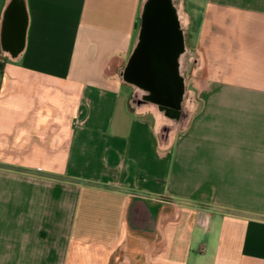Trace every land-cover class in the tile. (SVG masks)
<instances>
[{
    "label": "crops",
    "instance_id": "crops-1",
    "mask_svg": "<svg viewBox=\"0 0 264 264\" xmlns=\"http://www.w3.org/2000/svg\"><path fill=\"white\" fill-rule=\"evenodd\" d=\"M146 1L0 0V264H264V0L179 1L167 140L121 78Z\"/></svg>",
    "mask_w": 264,
    "mask_h": 264
},
{
    "label": "water",
    "instance_id": "water-1",
    "mask_svg": "<svg viewBox=\"0 0 264 264\" xmlns=\"http://www.w3.org/2000/svg\"><path fill=\"white\" fill-rule=\"evenodd\" d=\"M180 0H147L143 6V17L140 36L128 66L122 70L121 78L125 84L141 85L143 94L153 91L163 94L166 98H155L137 102L134 97L131 104L134 108H155L161 117L162 137L167 140L179 127L186 125L190 110H183L179 100L169 99L175 94L174 88L177 78L175 69L158 64L153 72L149 70L146 50L157 48L167 50L174 48L176 41L183 39V31L187 29V18L179 4ZM160 55L163 53H159ZM170 60L172 55L166 53ZM177 70V69H176Z\"/></svg>",
    "mask_w": 264,
    "mask_h": 264
},
{
    "label": "flooded vegetation",
    "instance_id": "flooded-vegetation-1",
    "mask_svg": "<svg viewBox=\"0 0 264 264\" xmlns=\"http://www.w3.org/2000/svg\"><path fill=\"white\" fill-rule=\"evenodd\" d=\"M186 37L187 31L184 29L183 31V39L181 37V41L178 40L175 43L174 48H170L167 50H159L157 48H149L146 50V59L149 70L153 72L158 64L163 66H167L171 64L170 68L175 69V75L177 78V82H175V94L172 93L169 95V99L179 100L182 104L183 110H191V104L186 105V100L189 98L190 94L188 91V87L190 86L189 77L193 75L194 70L200 64V57L196 54L195 51L189 50L186 45ZM163 53V54H159ZM166 53H170L172 58L168 60L164 57ZM128 66V63L126 67ZM125 67V68H126ZM124 68V69H125ZM177 69V70H176ZM133 95L134 99L137 102H141L142 100H152L155 98H166L163 94L154 93L153 91H149L146 94H143V88L141 85H133Z\"/></svg>",
    "mask_w": 264,
    "mask_h": 264
},
{
    "label": "rangeland",
    "instance_id": "rangeland-1",
    "mask_svg": "<svg viewBox=\"0 0 264 264\" xmlns=\"http://www.w3.org/2000/svg\"><path fill=\"white\" fill-rule=\"evenodd\" d=\"M197 73H198V72H197ZM197 73H196V74H197ZM192 78H193V75L189 77V82H190V84H193V79H192ZM190 94H192V89H191V91H190Z\"/></svg>",
    "mask_w": 264,
    "mask_h": 264
},
{
    "label": "bare ground",
    "instance_id": "bare-ground-1",
    "mask_svg": "<svg viewBox=\"0 0 264 264\" xmlns=\"http://www.w3.org/2000/svg\"><path fill=\"white\" fill-rule=\"evenodd\" d=\"M199 67H200V64H199V66H198V67H197V68H196L194 71H196V72H197V71L199 70Z\"/></svg>",
    "mask_w": 264,
    "mask_h": 264
}]
</instances>
